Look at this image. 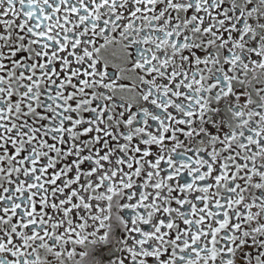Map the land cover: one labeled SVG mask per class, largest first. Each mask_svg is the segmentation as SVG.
<instances>
[{"label":"snow or ice","instance_id":"1","mask_svg":"<svg viewBox=\"0 0 264 264\" xmlns=\"http://www.w3.org/2000/svg\"><path fill=\"white\" fill-rule=\"evenodd\" d=\"M0 264H264V0H0Z\"/></svg>","mask_w":264,"mask_h":264}]
</instances>
